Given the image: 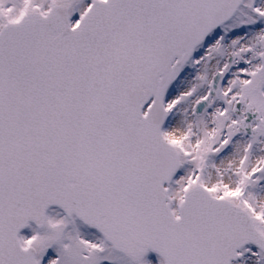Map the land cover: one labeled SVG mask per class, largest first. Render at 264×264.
Listing matches in <instances>:
<instances>
[{
	"label": "snow or ice",
	"instance_id": "1",
	"mask_svg": "<svg viewBox=\"0 0 264 264\" xmlns=\"http://www.w3.org/2000/svg\"><path fill=\"white\" fill-rule=\"evenodd\" d=\"M0 264H264V0H0Z\"/></svg>",
	"mask_w": 264,
	"mask_h": 264
}]
</instances>
